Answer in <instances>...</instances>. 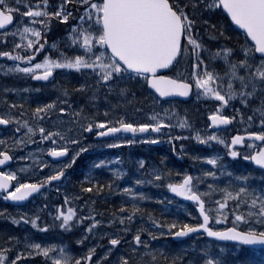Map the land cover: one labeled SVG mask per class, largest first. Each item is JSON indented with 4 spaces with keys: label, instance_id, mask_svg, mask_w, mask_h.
<instances>
[{
    "label": "snow or ice",
    "instance_id": "obj_1",
    "mask_svg": "<svg viewBox=\"0 0 264 264\" xmlns=\"http://www.w3.org/2000/svg\"><path fill=\"white\" fill-rule=\"evenodd\" d=\"M0 200V264H264V0H0Z\"/></svg>",
    "mask_w": 264,
    "mask_h": 264
},
{
    "label": "rangeland",
    "instance_id": "obj_2",
    "mask_svg": "<svg viewBox=\"0 0 264 264\" xmlns=\"http://www.w3.org/2000/svg\"><path fill=\"white\" fill-rule=\"evenodd\" d=\"M13 83H15L19 87L25 86V83L22 80H16V81H13ZM190 107L196 108V107H198V105L193 102L190 104ZM203 110L204 109L201 108V111H203ZM199 119H203V117H201ZM185 143H189L193 148H195L196 151H199L202 153H209L210 152V150L208 148H206L205 146L196 145L195 142L186 141ZM28 147L31 148L32 146L30 145ZM99 150H101V149H97V152H99ZM101 151L104 152V154H110V153L119 154L122 151L124 154V157H125V168L128 169L129 175L132 174V168H133V165L128 162L129 156H131L133 158L143 157V158L155 161L159 157L160 153H165L168 156V160H167L168 166L174 168L177 171L189 169V166L192 163L187 158L180 159V158L176 157L173 153H171L167 144L157 145V146H151V145L144 146L142 144H136L133 146H124L122 149H102ZM20 163H23V162H20ZM207 167L210 168L211 166H207ZM84 172H86V170ZM31 178H36V177L33 176ZM118 182L120 184V187H124L126 183H132L129 176H125L124 178H121V180ZM154 189L156 190L157 188H153L149 185L136 186V190L145 191L146 193L151 194V195H155V193L153 191ZM0 203H3L2 200L0 201ZM180 214L182 215L184 213L180 212ZM162 239H165V238H162Z\"/></svg>",
    "mask_w": 264,
    "mask_h": 264
},
{
    "label": "flooded vegetation",
    "instance_id": "obj_3",
    "mask_svg": "<svg viewBox=\"0 0 264 264\" xmlns=\"http://www.w3.org/2000/svg\"><path fill=\"white\" fill-rule=\"evenodd\" d=\"M108 204L110 210H111V207L110 206H118V197L116 195H113V196H110L107 198V200H97V203H96V207L101 209V210H105L106 207L105 205ZM109 210V211H110ZM107 211H105L106 213Z\"/></svg>",
    "mask_w": 264,
    "mask_h": 264
},
{
    "label": "water",
    "instance_id": "obj_4",
    "mask_svg": "<svg viewBox=\"0 0 264 264\" xmlns=\"http://www.w3.org/2000/svg\"><path fill=\"white\" fill-rule=\"evenodd\" d=\"M174 239V238H173Z\"/></svg>",
    "mask_w": 264,
    "mask_h": 264
}]
</instances>
